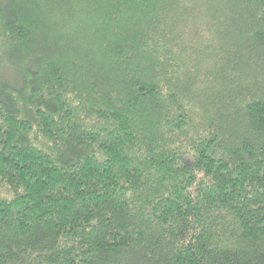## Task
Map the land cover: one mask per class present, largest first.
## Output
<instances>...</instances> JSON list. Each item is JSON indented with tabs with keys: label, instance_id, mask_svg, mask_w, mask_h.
<instances>
[{
	"label": "trees",
	"instance_id": "1",
	"mask_svg": "<svg viewBox=\"0 0 264 264\" xmlns=\"http://www.w3.org/2000/svg\"><path fill=\"white\" fill-rule=\"evenodd\" d=\"M0 264H264V0H0Z\"/></svg>",
	"mask_w": 264,
	"mask_h": 264
}]
</instances>
